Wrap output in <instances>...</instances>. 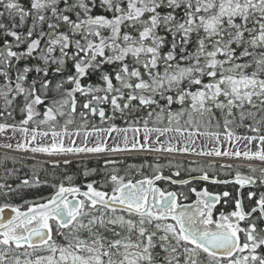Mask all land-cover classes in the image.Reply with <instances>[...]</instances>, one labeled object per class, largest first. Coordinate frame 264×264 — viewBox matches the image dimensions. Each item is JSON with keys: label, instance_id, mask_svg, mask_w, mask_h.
Segmentation results:
<instances>
[{"label": "snow or ice", "instance_id": "snow-or-ice-1", "mask_svg": "<svg viewBox=\"0 0 264 264\" xmlns=\"http://www.w3.org/2000/svg\"><path fill=\"white\" fill-rule=\"evenodd\" d=\"M0 264H264V0H0Z\"/></svg>", "mask_w": 264, "mask_h": 264}, {"label": "trees", "instance_id": "trees-1", "mask_svg": "<svg viewBox=\"0 0 264 264\" xmlns=\"http://www.w3.org/2000/svg\"><path fill=\"white\" fill-rule=\"evenodd\" d=\"M149 159H151V158H149ZM127 163H129V164H131V163L139 164L140 163V160L139 159L133 160L131 157H128ZM121 174H123V173H121ZM133 175H135V174H133ZM135 178L136 179H140L141 177L140 176H135ZM77 182H79V181H77ZM44 191H45V193H51L53 190L50 189V188H46Z\"/></svg>", "mask_w": 264, "mask_h": 264}, {"label": "rangeland", "instance_id": "rangeland-1", "mask_svg": "<svg viewBox=\"0 0 264 264\" xmlns=\"http://www.w3.org/2000/svg\"><path fill=\"white\" fill-rule=\"evenodd\" d=\"M38 159H40V160H46V159H49V158L48 157H45V156H40V157H38ZM200 159H207V158H200ZM225 159H227V158H225ZM230 162L235 163V161H230Z\"/></svg>", "mask_w": 264, "mask_h": 264}, {"label": "flooded vegetation", "instance_id": "flooded-vegetation-1", "mask_svg": "<svg viewBox=\"0 0 264 264\" xmlns=\"http://www.w3.org/2000/svg\"><path fill=\"white\" fill-rule=\"evenodd\" d=\"M243 170V169H242ZM193 199H194V197H193Z\"/></svg>", "mask_w": 264, "mask_h": 264}]
</instances>
